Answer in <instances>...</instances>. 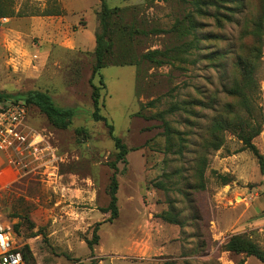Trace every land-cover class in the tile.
I'll return each mask as SVG.
<instances>
[{"label": "rangeland", "instance_id": "1", "mask_svg": "<svg viewBox=\"0 0 264 264\" xmlns=\"http://www.w3.org/2000/svg\"><path fill=\"white\" fill-rule=\"evenodd\" d=\"M68 1L77 10L64 23L67 44L44 52L50 19L37 14L51 11L46 2L0 0L9 18L0 26V94L23 102L28 92H45L56 106L75 111L60 129L27 106L26 123L54 155L35 173H12L0 156V219L13 232L17 225L13 237L27 246V263L262 264L223 246L230 236L244 235L264 250V171L229 132L219 149L203 145L218 111L230 102L221 91L230 85L239 31L257 0L215 6L211 0H105L120 9L108 33L107 66L92 80L100 87L99 115L106 121L91 116L99 5ZM55 28L59 34L57 22ZM88 35L93 46L80 48L89 46ZM156 49L168 52L161 66L142 58ZM262 56L255 74L262 126L252 144L264 159V48ZM194 100L201 106H191ZM106 123L126 148L120 161ZM78 128L86 138L76 136ZM114 161L117 217L108 220L102 210ZM164 212L178 224L162 220ZM144 221L153 236L136 245Z\"/></svg>", "mask_w": 264, "mask_h": 264}, {"label": "trees", "instance_id": "2", "mask_svg": "<svg viewBox=\"0 0 264 264\" xmlns=\"http://www.w3.org/2000/svg\"><path fill=\"white\" fill-rule=\"evenodd\" d=\"M46 1V4L51 8V11L42 12L37 15L48 16L63 14V12L59 9V5L55 1ZM211 1L213 3L211 5L215 6L218 5L217 2H223L225 0ZM231 1L232 3L241 2L240 0ZM118 12H120V9L115 7L109 8L105 0H99V9L97 10L96 15L101 33L94 34V63L91 68L90 76L91 99L93 105V112L91 116L95 121L106 120L103 116L99 115L100 87L92 84V80L102 68L107 66L108 55L112 52V44L108 33L110 32L111 20L117 16ZM197 12L201 11L197 10ZM0 13L3 16L8 14V11L4 10L1 4ZM12 16V13H10V17ZM242 24L243 27L239 31L238 36V50L236 52L235 60L231 66L233 70H231L230 74V85L224 87L221 91L223 97L225 99H229L230 102H225L220 111H218L219 115L210 124L206 133V138H204L203 145L205 148L217 150L223 143V134L229 132L241 141L242 149L249 150L255 156L259 169L262 173L264 171V159L256 147L252 144V140L260 134L262 126V111L255 102L259 93L258 82L255 74L263 66L262 50L264 48V0H257L256 12L250 16H245V20ZM167 53V51H160L156 49L144 53L142 58L143 60L153 63L156 66H161L163 64L161 58H165ZM99 83H101V87H104L101 80H99ZM7 98H9V96L0 94V101L7 100ZM23 103L26 108L27 106L36 107L46 116L51 125L60 129H65L70 125L71 119L75 113L72 108H61L56 106L47 93L40 91H31L26 93L23 97ZM190 105L195 107L201 106L199 100L192 101ZM183 109L187 112L190 111L186 105L183 106ZM155 117L156 115L151 116V118ZM106 126L108 128V135L118 151L115 161H120L126 153V148L121 140L113 134V126L107 123ZM75 134L77 137H87V132L84 128L76 129ZM115 161L111 164L113 172L110 176L107 190L109 203L108 206L102 210L104 213H109L108 220L117 217V199L115 195L117 190V169ZM200 178H202V175H200ZM226 183L227 181L223 180V184ZM159 217L169 223L178 224L177 220H174L173 217L169 216L166 212L159 214ZM96 227L93 230V241L98 239V236L95 234ZM13 230L17 233V225L13 226ZM92 240L87 242L89 248H91L93 244ZM223 248L225 251L235 255L243 254L245 256L254 257L260 263L264 264V250L260 249L256 243L244 235L230 236ZM20 251L23 255L25 264H28L26 254V251H28L27 246H23L22 248L20 247Z\"/></svg>", "mask_w": 264, "mask_h": 264}, {"label": "built area", "instance_id": "3", "mask_svg": "<svg viewBox=\"0 0 264 264\" xmlns=\"http://www.w3.org/2000/svg\"><path fill=\"white\" fill-rule=\"evenodd\" d=\"M8 22L9 18L0 13V26ZM26 118L23 102L0 101V156L6 158L12 173H35L54 158L47 140L29 127ZM13 236L11 227L0 219V264H25Z\"/></svg>", "mask_w": 264, "mask_h": 264}, {"label": "crops", "instance_id": "4", "mask_svg": "<svg viewBox=\"0 0 264 264\" xmlns=\"http://www.w3.org/2000/svg\"><path fill=\"white\" fill-rule=\"evenodd\" d=\"M43 1L47 2L46 0H43ZM52 1H55L59 5V9L63 12V14L62 15L42 16V17L50 19L49 20L50 24L45 28V31L43 33L44 37L42 39L43 40L42 44H43L44 52H48L49 49L52 48L53 46L64 47L63 45L67 44L66 41H63V40H65L64 39L65 36L63 34V30H65V29H63V28H66V25H64V23L67 22V20H66L67 15L71 14L72 12H75L77 10V8L73 7V5L71 4L72 2L69 3L68 0H52ZM95 5L96 6L99 5V0L95 1ZM56 22L58 23V27L60 28L59 34L56 33V28H55ZM87 37H88L87 41H88L89 46L88 47H80V48L91 49V47L93 46V44H92L93 41H92L91 36L88 35ZM63 42H65V43H63ZM72 46H73V44H72ZM74 46L79 47V45H77L76 43L74 44ZM148 216H150V214ZM147 225H148V221H144L142 224V226H144V227H142L141 231H140L141 232L140 241H139V243L136 244L137 241H135L136 239H134L131 242L132 245H134V244H136V245L143 244L144 245V243H147V238L149 239L151 236H153V234L149 233V230L151 231V229L146 228Z\"/></svg>", "mask_w": 264, "mask_h": 264}]
</instances>
